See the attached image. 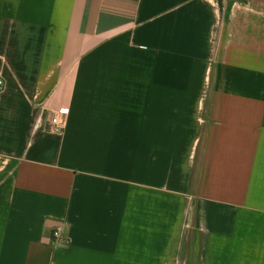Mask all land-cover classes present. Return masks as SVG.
<instances>
[{"label":"crops","instance_id":"crops-1","mask_svg":"<svg viewBox=\"0 0 264 264\" xmlns=\"http://www.w3.org/2000/svg\"><path fill=\"white\" fill-rule=\"evenodd\" d=\"M0 77V264H264V0H0Z\"/></svg>","mask_w":264,"mask_h":264},{"label":"built area","instance_id":"built-area-1","mask_svg":"<svg viewBox=\"0 0 264 264\" xmlns=\"http://www.w3.org/2000/svg\"><path fill=\"white\" fill-rule=\"evenodd\" d=\"M4 80L0 77V92L4 89ZM69 109L63 108L54 112L49 119V129L55 134H61L65 130L66 121L65 116L68 114ZM54 238L60 237V231L57 229L53 232ZM60 239V238H59Z\"/></svg>","mask_w":264,"mask_h":264},{"label":"rangeland","instance_id":"rangeland-1","mask_svg":"<svg viewBox=\"0 0 264 264\" xmlns=\"http://www.w3.org/2000/svg\"><path fill=\"white\" fill-rule=\"evenodd\" d=\"M193 262H195V264H196V261H193ZM193 262H192V263H193Z\"/></svg>","mask_w":264,"mask_h":264}]
</instances>
